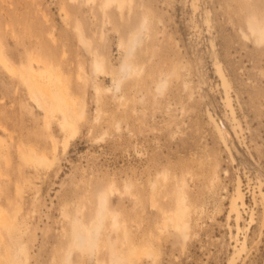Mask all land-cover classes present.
<instances>
[{"label":"rangeland","instance_id":"374dc122","mask_svg":"<svg viewBox=\"0 0 264 264\" xmlns=\"http://www.w3.org/2000/svg\"><path fill=\"white\" fill-rule=\"evenodd\" d=\"M123 1L0 0L1 50L63 85L77 129L0 64V263L112 264L134 250L128 264H232L237 252L235 264H264V38L250 27L264 28V0ZM31 145L52 163L24 157ZM181 195L187 229L169 219ZM97 223L95 247H77L76 226Z\"/></svg>","mask_w":264,"mask_h":264},{"label":"bare ground","instance_id":"6f19581e","mask_svg":"<svg viewBox=\"0 0 264 264\" xmlns=\"http://www.w3.org/2000/svg\"><path fill=\"white\" fill-rule=\"evenodd\" d=\"M106 1L107 2H115L119 11L122 10V8L124 6V1L123 0H106ZM75 27L77 29V31L76 30L75 31L78 32V36H79V39L81 40V43L83 42L84 45H86V44L88 45L89 43L86 42L87 40L85 41L84 40L85 38L82 37L83 34L81 33L80 25H76ZM250 27H251L252 31L255 33V35H257V38L262 41V39L264 38V28L260 29L257 26L252 25V24H251ZM138 39H139V32H136V33H134V35L131 36L130 42L128 44V48L131 49L134 46V44L138 41ZM85 42H86V44H85ZM0 64L2 65V67L7 72H9L10 74L11 73L12 74H16L19 78H21L23 80V82L26 84V86L28 88V92H29V95H30L31 99L37 104L38 107L43 108V110L45 112H47V113H52L53 110H56L58 112H63V119L61 121V126L63 128H65V127L70 128L71 131H72L71 134H73V133H75V131H77V129H75L74 124L68 119V117L66 115V112H65L64 104L66 103V94H65V90H64V87H63L62 84L58 83L56 85V88L54 89V88H51L48 83H45V82L41 81L36 75H34V74H26L24 71H22V70H20V69H18L17 67L14 66V64L8 59V57L1 50V48H0ZM101 67H102L101 61L98 60V59H95V68L100 69ZM125 74L128 75L129 71L127 70ZM217 75L219 76V78L222 80L223 83L227 82L225 74L223 73V71L220 68H218V70H217ZM118 81L121 82V79L118 80ZM118 86H120V85H118ZM39 90L42 91L45 94V96L50 100V104H51L50 108L46 107L43 104L42 97H41V95L38 92ZM224 101H226L227 107H230L231 112L233 113V110H232L233 107H232L230 98L227 96ZM211 117L214 120L216 129L218 131L217 133L220 134V136L223 139V141L225 142V144L228 145V143L232 142V140H234V139L230 138V130H228V128L226 127V124H225L224 120H222L221 118L220 119L219 118L216 119L213 115ZM235 120L237 121V119H235ZM232 128H231V131L234 133V136H236V133L234 132V130L236 128L234 130ZM69 136L65 137L64 140H63L64 148H66V146L68 145ZM231 144H233V143H231ZM226 147H228V146H226ZM45 154L44 153H39L31 145V146L28 147L27 153L23 154V156L25 157V155H26L31 160H34V162L40 163V164L52 163V161H49L48 157ZM244 194L245 193L241 190L240 186L238 185V187L236 188L235 193L232 196L231 201H230V211L234 212L236 214L237 227L238 228L240 227L239 223H238V219L241 216L240 209H241L242 206H245V196H244ZM262 194H263V192H262ZM263 196H264V194H263ZM106 197L107 196H103L101 198V200H100V207H99V213H98L100 219L105 217V213H107L106 210H105V208H106V206H105ZM188 208H189V206H188V204L186 202L185 195H181L179 197L178 201H177L175 214L169 218L176 228H179L181 224H183L185 226L184 227L185 229L188 228L186 226V212H187ZM1 221L4 224H11L10 221L8 222V220L6 218H4V217L1 218ZM101 226H102V224H101ZM91 229H93L92 232H86L84 229H81L80 226H79V228L76 226L74 231H72L74 233H72L73 237H71V238H73V242H74V244L77 247H79L81 249L82 248H86V249L90 248V250L93 247H95L96 236H97L98 230H99V223H97L95 226L93 225V228H91ZM15 233L16 232H15V228H14V224H13V225H11L10 231H9V236H10V238L12 240H15V237H16V234H17V233L15 234ZM183 237H184L185 240L187 239V237H188L187 230L183 233ZM244 244H242V245L244 246ZM18 247H19V252L20 253H22V252L24 253V247L20 246V245ZM241 248H242V246H241ZM13 253H15V252H12L11 254H13ZM144 253L147 254L148 256H155L156 255L154 250H153V248L146 249V251ZM240 253L241 252H237L235 254V256L232 257V259H231L232 264H235L237 262L236 260L239 257ZM18 254L19 253H17V255ZM133 254H134V250H130V252H129V254H127V256H120L119 254L117 255L115 252H112V261H111V263L112 264H128V260L130 259L131 255H133ZM10 256L12 257V255H10ZM8 258H9V256H8ZM14 262H15V260H14ZM0 264H3V263H0Z\"/></svg>","mask_w":264,"mask_h":264}]
</instances>
